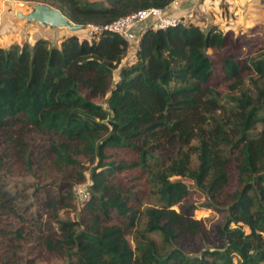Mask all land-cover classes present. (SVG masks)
Listing matches in <instances>:
<instances>
[{
    "label": "trees",
    "instance_id": "16d2710c",
    "mask_svg": "<svg viewBox=\"0 0 264 264\" xmlns=\"http://www.w3.org/2000/svg\"><path fill=\"white\" fill-rule=\"evenodd\" d=\"M36 1L85 24L107 23L172 0ZM227 41L215 24H145L125 64L128 42L107 30L89 38L70 32L57 44L37 37L0 46V168L37 178L47 158L54 170L40 190L47 215L42 229H13L18 243L28 246L26 264L35 249L63 253L61 264H235L234 257L237 264H258L264 259V46L226 53ZM216 76L226 81L224 91L217 89ZM32 130L56 138L37 149L27 135ZM78 155L95 159L87 196L76 220L60 218V209L74 206L72 184L84 180ZM171 176L192 179L205 194L204 203L225 212L223 223L206 228L193 216L192 202L178 210L169 206L190 190ZM146 191L161 203L141 210ZM3 197L0 193V213ZM152 231L168 249L161 250L149 236ZM189 239L193 254L184 249ZM10 245L3 246L6 258L15 253Z\"/></svg>",
    "mask_w": 264,
    "mask_h": 264
},
{
    "label": "rangeland",
    "instance_id": "374dc122",
    "mask_svg": "<svg viewBox=\"0 0 264 264\" xmlns=\"http://www.w3.org/2000/svg\"><path fill=\"white\" fill-rule=\"evenodd\" d=\"M22 5L18 4V0H0V46H7L12 42L21 43L23 41L32 42L37 37H45L50 44H57L59 39L68 33H75L78 36L86 37L85 32L82 30L71 31L65 27H48L42 25L36 21L25 22V19L18 17L16 11L20 10L25 13L30 9V3L36 0H23ZM174 4L179 7L191 8L188 11H183L181 15H177L180 22L186 23L187 21L193 22L200 26H209L215 24L220 30H224L228 35V41L224 46L223 51L226 53L238 52V48L243 52L255 51L258 47L264 46V2L260 0H185L180 4ZM168 11V9H167ZM169 12V11H168ZM170 13V12H169ZM145 21L141 24H147ZM89 38V37H88ZM133 42L128 44L126 55L122 58L121 64H125L130 60L132 55ZM237 54H240L238 52ZM117 69L113 70V78H116ZM217 83V89L224 91L225 82L216 76L213 79ZM213 81V82H214ZM214 82V83H215ZM102 105H106L104 100L101 101ZM260 127V124L256 125V129ZM28 136L33 137L34 146L37 149L44 148L46 142L50 138H56L52 133H39L32 130L27 133ZM195 143L194 140L191 141ZM40 144V145H38ZM112 150H108L107 154H111ZM118 154H125L123 151H117ZM112 155V154H111ZM77 158L84 165V180L80 183L87 189L89 183L88 173L90 168L95 164V159L90 162V159L84 155H78ZM196 156L194 153L190 154V165L194 167L196 165ZM43 170H38V177L27 175L26 173H8L0 168V193L4 195L3 213H0V229L4 234H1L0 242V264H26L27 258L30 256L28 246L19 242L14 238L13 229L21 227L23 230H29L30 233H35L41 230L40 226L42 222L46 220L45 207L40 203L41 193L40 190L43 186L50 184V177L53 175L54 170L50 165L49 160L43 162ZM46 171V173H43ZM132 173H135L132 171ZM231 174L233 175V169ZM231 177L230 182H233ZM181 179L190 188L188 194L182 197H176L169 204L174 209H180L185 201L192 202L195 206L193 216L199 218L202 224L206 228H211L212 224H222L224 221L225 212L222 209H213L207 203L205 194L201 193L197 187H195L192 179L188 177L171 176L170 179ZM141 178H139L140 180ZM78 183H73L71 191L74 196L73 207L63 208L58 211L60 218L76 220L78 218V208L81 205L83 199L76 198L73 186ZM145 195L140 198L141 210L148 205H159L161 202L152 193L146 191ZM140 227L143 225V216L139 219ZM230 226H233L230 223ZM159 245L161 250L168 249V246L161 244L160 234L157 231L149 233ZM6 238V239H5ZM10 238V239H9ZM5 239V240H4ZM130 242L133 244L132 240ZM5 244H11L15 248L14 255L6 258L7 251L3 249ZM195 244L189 239L185 244V251L187 253H194ZM63 254V253H62ZM54 254L47 252L44 249H35L30 264H61L65 262L66 257L63 254ZM234 263L237 264V257L233 258ZM258 264H264V259Z\"/></svg>",
    "mask_w": 264,
    "mask_h": 264
},
{
    "label": "built area",
    "instance_id": "2783aa9c",
    "mask_svg": "<svg viewBox=\"0 0 264 264\" xmlns=\"http://www.w3.org/2000/svg\"><path fill=\"white\" fill-rule=\"evenodd\" d=\"M260 1L264 2V0ZM175 2L176 0L171 1V3ZM168 6H148L139 8L125 13L107 23L87 22L83 24L84 27L81 30L85 32L87 38L103 30L115 32L130 44L133 42L134 38L131 34V30L135 29L139 31L142 27L141 24L145 21H148L147 24H151L153 27L157 28L173 26L179 23V17L167 11ZM73 191L76 198L84 199L87 196L85 187L81 183L75 184L73 186Z\"/></svg>",
    "mask_w": 264,
    "mask_h": 264
},
{
    "label": "water",
    "instance_id": "95a60500",
    "mask_svg": "<svg viewBox=\"0 0 264 264\" xmlns=\"http://www.w3.org/2000/svg\"><path fill=\"white\" fill-rule=\"evenodd\" d=\"M23 3V0H18V4L22 5ZM16 15L24 18L25 22L36 21L48 27H65L71 31H79L84 27L83 24L72 22L55 6L44 2L32 1L30 9L27 12L23 13L17 10ZM108 122L111 124V128H113L115 123Z\"/></svg>",
    "mask_w": 264,
    "mask_h": 264
},
{
    "label": "crops",
    "instance_id": "0c3cea01",
    "mask_svg": "<svg viewBox=\"0 0 264 264\" xmlns=\"http://www.w3.org/2000/svg\"><path fill=\"white\" fill-rule=\"evenodd\" d=\"M182 1H185V0H178L177 3L180 4ZM167 9H168V11L170 13H172L174 15H181L183 13V11H188L189 9L191 11L192 7L191 8H187V6L186 7L184 6V7L181 8V7H179V5L177 6L176 4L171 3L170 6H168ZM187 22H189V21H187ZM131 34L134 36V38H133V44H132L133 46H132V50H131V54L130 55H132V53L134 51V48H135V45H136V40H137V36L139 34V31L138 30H135V29H132L131 30Z\"/></svg>",
    "mask_w": 264,
    "mask_h": 264
}]
</instances>
